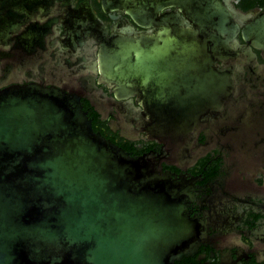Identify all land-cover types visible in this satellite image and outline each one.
I'll return each instance as SVG.
<instances>
[{
  "label": "flooded vegetation",
  "instance_id": "1",
  "mask_svg": "<svg viewBox=\"0 0 264 264\" xmlns=\"http://www.w3.org/2000/svg\"><path fill=\"white\" fill-rule=\"evenodd\" d=\"M263 25L264 0H0V90L94 82L116 100L80 99L95 126L204 203L186 264H264V51L243 37ZM106 49L128 51L126 99Z\"/></svg>",
  "mask_w": 264,
  "mask_h": 264
},
{
  "label": "water",
  "instance_id": "2",
  "mask_svg": "<svg viewBox=\"0 0 264 264\" xmlns=\"http://www.w3.org/2000/svg\"><path fill=\"white\" fill-rule=\"evenodd\" d=\"M243 37L264 51V32ZM127 52L99 55L100 81L124 92L117 100ZM84 68L96 72L93 55ZM79 85L0 90V264H186L204 203L91 123L81 98L98 114L116 100ZM120 129L131 139L128 116Z\"/></svg>",
  "mask_w": 264,
  "mask_h": 264
},
{
  "label": "trees",
  "instance_id": "3",
  "mask_svg": "<svg viewBox=\"0 0 264 264\" xmlns=\"http://www.w3.org/2000/svg\"><path fill=\"white\" fill-rule=\"evenodd\" d=\"M85 110H88L87 117L88 119L92 120V123L95 125L98 119L97 116L94 112H92V110L88 106L85 107Z\"/></svg>",
  "mask_w": 264,
  "mask_h": 264
}]
</instances>
